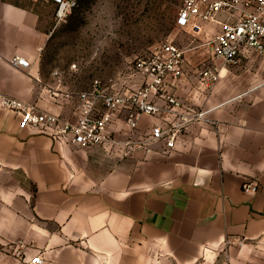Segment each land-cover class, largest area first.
<instances>
[{"label":"crops","instance_id":"obj_1","mask_svg":"<svg viewBox=\"0 0 264 264\" xmlns=\"http://www.w3.org/2000/svg\"><path fill=\"white\" fill-rule=\"evenodd\" d=\"M57 8L0 0L1 92L76 120L96 79L119 91L142 85L137 71L132 88L126 73L111 83L80 51L58 47L75 20L58 19ZM200 25L199 34L183 28L199 42L175 43L185 51L183 75L162 95L206 114L172 149L141 143L174 117L163 96V111L139 114L135 128L131 110L113 111L107 135L119 143L109 147L58 142L0 108V264H28L38 253L43 264H264V52L243 50L229 65L202 44L222 26ZM15 56L31 65H13ZM210 68L220 77L208 88ZM250 180L258 192L243 190ZM232 238L244 242L227 245Z\"/></svg>","mask_w":264,"mask_h":264},{"label":"built area","instance_id":"obj_2","mask_svg":"<svg viewBox=\"0 0 264 264\" xmlns=\"http://www.w3.org/2000/svg\"><path fill=\"white\" fill-rule=\"evenodd\" d=\"M58 5L56 15L63 19L78 7V0H52ZM226 13L228 21L221 22L219 16ZM215 22L222 28L208 40L215 58L223 59L227 64L234 65L239 61L243 50L264 52V0H184L178 12L177 25L192 28L197 34L202 32L200 23ZM185 51L173 42L158 46L152 54L138 58L136 70L144 76L143 84L129 91H119L112 86L94 81L92 89L86 93L85 109L76 120H67L59 115L42 112L35 106L26 104L14 96L0 91V108L15 112L21 117V128H36L51 136L54 140L64 143H75L84 147L104 146L119 143L109 138L107 128L111 122V113L127 108L130 111L128 121L133 128L137 126L139 114L157 115L163 111L157 103L158 97H165L167 113L174 117L165 124L151 128L147 138L142 141H164L167 149H172L179 136L191 124L204 118L206 112L186 106L173 94H163L169 82H177L183 75ZM11 63L17 67L28 68L30 60L15 56ZM220 77L216 68L204 71L202 82L206 87L214 85ZM161 95V96H160ZM103 110L95 114L98 103ZM181 111H179V110ZM131 141L125 142L127 155L133 150ZM259 184L250 180L244 183L245 192L256 193ZM244 240L232 238L227 245H241ZM28 264H43L41 253L34 255Z\"/></svg>","mask_w":264,"mask_h":264},{"label":"rangeland","instance_id":"obj_3","mask_svg":"<svg viewBox=\"0 0 264 264\" xmlns=\"http://www.w3.org/2000/svg\"><path fill=\"white\" fill-rule=\"evenodd\" d=\"M78 1L67 15L74 24L58 47L80 51L79 60L90 61L97 73H110L111 83L126 73L132 88L138 58L152 54L163 43L193 47L199 42L193 32L177 25L184 0ZM202 44L211 47L208 41Z\"/></svg>","mask_w":264,"mask_h":264}]
</instances>
